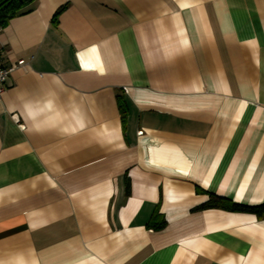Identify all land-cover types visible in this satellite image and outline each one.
I'll list each match as a JSON object with an SVG mask.
<instances>
[{
  "label": "crops",
  "instance_id": "crops-1",
  "mask_svg": "<svg viewBox=\"0 0 264 264\" xmlns=\"http://www.w3.org/2000/svg\"><path fill=\"white\" fill-rule=\"evenodd\" d=\"M0 43V264H264V0H37Z\"/></svg>",
  "mask_w": 264,
  "mask_h": 264
},
{
  "label": "trees",
  "instance_id": "trees-1",
  "mask_svg": "<svg viewBox=\"0 0 264 264\" xmlns=\"http://www.w3.org/2000/svg\"><path fill=\"white\" fill-rule=\"evenodd\" d=\"M37 0H0V29L5 28L9 21L17 15L26 12ZM236 209H238L236 207ZM258 208H242L241 211L254 212Z\"/></svg>",
  "mask_w": 264,
  "mask_h": 264
},
{
  "label": "built area",
  "instance_id": "built-area-1",
  "mask_svg": "<svg viewBox=\"0 0 264 264\" xmlns=\"http://www.w3.org/2000/svg\"><path fill=\"white\" fill-rule=\"evenodd\" d=\"M0 32H1V29H0ZM3 55H4V47L0 43V101L3 97V94L5 93L6 83H7V80L10 74L17 69L26 66V62L24 60H21V61H18L16 65L14 66L6 67L3 65Z\"/></svg>",
  "mask_w": 264,
  "mask_h": 264
}]
</instances>
